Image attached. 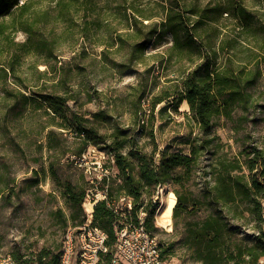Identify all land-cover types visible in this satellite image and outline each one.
Wrapping results in <instances>:
<instances>
[{
	"label": "rangeland",
	"instance_id": "obj_1",
	"mask_svg": "<svg viewBox=\"0 0 264 264\" xmlns=\"http://www.w3.org/2000/svg\"><path fill=\"white\" fill-rule=\"evenodd\" d=\"M33 4L44 16L34 37L40 43L21 55L14 73L0 74V256L28 262L44 251L59 252L66 230L80 226L107 188L122 181L105 149L115 134L156 159L164 150H196L190 170L174 168L177 179L163 185L157 211L169 191L178 203L171 226L150 216V232L168 264H207L182 238L210 213L219 214L225 224L222 251L232 255L228 264H251L235 247L264 244V68L249 88L248 107H235L230 117L213 116L207 131L175 92L206 55L203 51L192 60L198 54L194 46L215 47L217 30L237 50H264V0H86L69 10L49 0ZM241 10L248 15L246 22L236 14ZM15 12L3 20L10 21ZM176 13L187 28L177 40L165 21ZM11 34L16 42L28 40L22 30L7 31V37ZM44 94L63 96L68 111L101 134L102 141L93 145L75 126L59 127L64 121L41 103ZM24 95L35 99L25 102ZM228 172L243 173L249 185L251 180L262 184L252 185L256 203L243 197L227 204L213 199L217 177ZM69 187L85 191L82 209L70 206ZM122 195L133 206V198ZM140 200L142 206L148 202L147 192ZM114 203L123 221L133 219L132 209L127 211L119 197Z\"/></svg>",
	"mask_w": 264,
	"mask_h": 264
},
{
	"label": "trees",
	"instance_id": "obj_2",
	"mask_svg": "<svg viewBox=\"0 0 264 264\" xmlns=\"http://www.w3.org/2000/svg\"><path fill=\"white\" fill-rule=\"evenodd\" d=\"M37 0H0V55L9 53L6 59H0V74L7 76L16 70V65L20 62L21 55L31 48V45H38L39 39L36 35V24L44 18L39 11L34 9L33 2ZM40 1V0H38ZM69 10L70 6L83 3L86 0H49ZM16 10L10 21H4L3 18L10 11ZM180 13V12H179ZM176 13L171 15L167 24L171 27L167 29L177 40L180 31L187 32L183 26L182 15ZM239 18L247 21L244 15L248 16L243 10L236 12ZM242 21V20H241ZM164 25V24H163ZM249 27V25H248ZM261 28L254 30L258 31ZM15 33L22 30L27 34V39L23 42L13 40L11 34L7 37V31ZM222 32L217 30L218 43L212 46H194L198 54L192 60L197 59L206 52L204 59L196 62L195 66L187 73L182 82V88L176 91L179 99H185L189 105L190 111L195 116L199 126L207 131L212 125V117L223 115L230 117L235 107L239 106L246 109L251 103V92L249 88L256 82L262 74L264 68V50L261 47L249 48V52L237 50L234 44H231L228 38H220ZM190 47V45H188ZM135 49L143 47V44L134 46ZM133 48V47H132ZM204 49V50H202ZM213 54V59L209 56ZM222 54V56H221ZM263 63V66L261 65ZM166 94L165 96H169ZM165 96H162L165 98ZM25 102H32L35 98L24 95ZM163 98H159L162 100ZM159 100V101H160ZM38 101V100H36ZM41 103L45 104L51 115H59L64 121L58 124L59 127L69 129L75 126V131L84 137L87 142L93 145L102 141L103 136L97 134L94 128L87 127L81 123V117L74 112H69L65 106L64 98L61 95L44 94ZM54 123L52 118L49 124ZM128 147L125 150V147ZM105 149L113 155L118 173L122 176V181L115 187L107 188L106 196L98 199L93 206L92 223L107 234V243L111 245L114 242V221L117 213L114 206L118 197L128 194L133 198V219L142 203L141 196L147 192L149 197L154 193L158 185H164L168 179L176 180L172 170L176 167H182L189 171L196 159V150L192 148L189 154L178 152L161 151L160 157L156 159L153 152L146 153L138 147H132L130 142L118 135H112L111 140ZM263 158V157H262ZM259 159H261L259 155ZM237 166H231L235 169ZM250 164V168H253ZM105 177L102 182L105 183ZM248 184L243 173L220 174L213 185V199L222 200L223 204L234 202L238 197L248 198L253 204L256 203L251 197L256 193L252 189L261 187V183L251 180ZM146 187V188H144ZM151 187L153 191L151 192ZM148 188V189H147ZM146 189V190H145ZM84 190L77 191L74 187L67 188L65 194L71 207L82 209ZM180 199V196H179ZM114 200V201H113ZM140 201V202H139ZM178 203L173 208V214L177 213ZM147 213L145 226L148 230L153 228L150 216L154 213V208H150L149 200L143 206ZM225 224L219 214L210 213L201 222H195L193 227H189L187 233L182 238V243H186L193 248L196 258L204 260L207 264H228L232 255L227 256L222 251ZM235 253L239 256H247L245 262L256 264L259 258L264 254V244L259 242L248 246H236ZM37 261L39 264H59L58 253L50 255V252L40 253Z\"/></svg>",
	"mask_w": 264,
	"mask_h": 264
},
{
	"label": "built area",
	"instance_id": "obj_3",
	"mask_svg": "<svg viewBox=\"0 0 264 264\" xmlns=\"http://www.w3.org/2000/svg\"><path fill=\"white\" fill-rule=\"evenodd\" d=\"M162 185L156 187L149 197V206L154 208L156 218L160 205ZM127 211L132 209V199L121 195ZM114 221V242L107 243L104 230L92 223V209L87 212L85 221L76 229L68 228L64 234L62 246L58 252L59 264H70L75 257V264H168L162 253V245L157 237L145 226L147 213L140 206L135 219L123 221L124 214L117 210ZM158 212V211H157ZM0 264H39L38 261H19L10 255L0 256ZM258 264H264V254Z\"/></svg>",
	"mask_w": 264,
	"mask_h": 264
},
{
	"label": "bare ground",
	"instance_id": "obj_4",
	"mask_svg": "<svg viewBox=\"0 0 264 264\" xmlns=\"http://www.w3.org/2000/svg\"><path fill=\"white\" fill-rule=\"evenodd\" d=\"M176 204V197L175 194L171 191H169L164 201L156 213V221L161 226H171V213Z\"/></svg>",
	"mask_w": 264,
	"mask_h": 264
}]
</instances>
